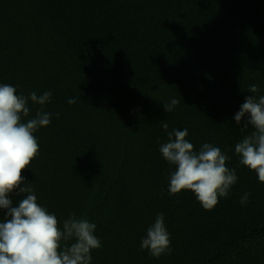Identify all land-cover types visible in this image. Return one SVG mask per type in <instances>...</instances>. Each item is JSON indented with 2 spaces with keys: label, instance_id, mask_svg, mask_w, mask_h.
Segmentation results:
<instances>
[{
  "label": "trees",
  "instance_id": "16d2710c",
  "mask_svg": "<svg viewBox=\"0 0 264 264\" xmlns=\"http://www.w3.org/2000/svg\"><path fill=\"white\" fill-rule=\"evenodd\" d=\"M0 84L52 93L43 107L29 100L24 122L37 111L51 122L23 175L61 226L72 213L96 224L91 264H264V183L239 163L252 129L234 119L264 95V0H0ZM174 129L236 171L211 211L169 194L175 169L159 149ZM158 214L171 254L157 259L141 241Z\"/></svg>",
  "mask_w": 264,
  "mask_h": 264
},
{
  "label": "clouds",
  "instance_id": "9594fccd",
  "mask_svg": "<svg viewBox=\"0 0 264 264\" xmlns=\"http://www.w3.org/2000/svg\"><path fill=\"white\" fill-rule=\"evenodd\" d=\"M249 92H259L258 85H250ZM51 96V92L40 96L32 92L26 97L18 95L15 87L0 84V211L6 216L0 221V264H91L92 251L102 246L94 235L95 223L77 219L72 213L61 226L26 185L23 172L39 155L34 133L51 122V114L44 111H37L34 118L24 122L30 113L28 103L30 100L43 107ZM68 103L75 104L76 100L69 99ZM178 104L179 100L173 98L164 109L171 112ZM234 119L237 125L243 121V129H252L235 145L239 163L264 183V95L246 97ZM161 127L167 130L168 123L162 122ZM187 136V129H174L168 133V141L160 146L163 159L175 169L169 178L168 191L170 195L190 191L204 210L211 211L220 198L228 197L237 182L236 171L227 166L229 157L219 147L203 143L195 151ZM13 194L23 196L15 206ZM248 198L246 193L241 205ZM141 249L157 259L171 254V239L163 214H158L147 229Z\"/></svg>",
  "mask_w": 264,
  "mask_h": 264
}]
</instances>
